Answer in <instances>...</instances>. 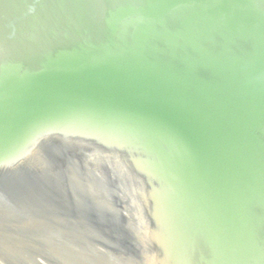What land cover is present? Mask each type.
Masks as SVG:
<instances>
[{
  "label": "water",
  "instance_id": "obj_1",
  "mask_svg": "<svg viewBox=\"0 0 264 264\" xmlns=\"http://www.w3.org/2000/svg\"><path fill=\"white\" fill-rule=\"evenodd\" d=\"M0 264H264V0H0Z\"/></svg>",
  "mask_w": 264,
  "mask_h": 264
}]
</instances>
